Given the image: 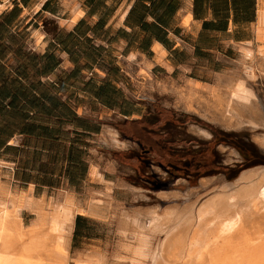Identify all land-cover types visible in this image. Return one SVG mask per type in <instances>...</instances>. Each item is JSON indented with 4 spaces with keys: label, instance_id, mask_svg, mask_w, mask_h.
I'll list each match as a JSON object with an SVG mask.
<instances>
[{
    "label": "crops",
    "instance_id": "obj_1",
    "mask_svg": "<svg viewBox=\"0 0 264 264\" xmlns=\"http://www.w3.org/2000/svg\"><path fill=\"white\" fill-rule=\"evenodd\" d=\"M261 47L264 0H0V205L28 226L70 203L69 251L85 253L78 239L99 244L140 202L176 199L167 179L264 167L176 176L162 159L264 158Z\"/></svg>",
    "mask_w": 264,
    "mask_h": 264
},
{
    "label": "bare ground",
    "instance_id": "obj_2",
    "mask_svg": "<svg viewBox=\"0 0 264 264\" xmlns=\"http://www.w3.org/2000/svg\"><path fill=\"white\" fill-rule=\"evenodd\" d=\"M257 140L264 148V138ZM228 187L232 189L212 195L198 209L191 234L174 239L173 244L184 250L182 264H264V167L244 171L222 188ZM35 207L39 212L41 208ZM17 210L3 202L0 205V264H49L53 257L67 264V234L74 214L71 204H55L47 215H37L28 226L21 223ZM172 234L176 235L171 233L162 247V264H175L180 258L170 249ZM34 252L46 258L33 263L30 254ZM136 253L133 257L139 263L143 256ZM83 256L77 253L76 262L81 263Z\"/></svg>",
    "mask_w": 264,
    "mask_h": 264
},
{
    "label": "rangeland",
    "instance_id": "obj_3",
    "mask_svg": "<svg viewBox=\"0 0 264 264\" xmlns=\"http://www.w3.org/2000/svg\"><path fill=\"white\" fill-rule=\"evenodd\" d=\"M261 55L264 57V47H261ZM223 185H207L202 189L200 186L195 185V181L184 182L180 179L175 181L167 179L161 182L158 186L159 190L165 192H169V190L175 191L177 193L176 199H152L140 202V205H143V207L139 206L135 208V218L129 221L130 217L128 214L122 217L123 220L121 219L117 225L113 226L109 237L102 236L98 238L100 241L99 244L93 243L89 234L85 236V240L78 239V243L74 245L87 249L85 253L79 248L75 251L76 247H72L71 251H69L68 247L67 264L78 263L75 260L78 251L84 254V259L78 264H162L164 263L162 247H164L169 235L173 232L176 235L172 234L170 236L172 238L170 249L177 252L179 254L177 256H180L174 263L182 264L185 257L181 252L184 250L183 248H179L177 243L173 244L174 239L176 236H184L186 233H192L194 226L197 224L194 220L196 212L198 209L203 208L206 201L212 195L220 191L224 192L223 190L232 189V187L223 189ZM190 193L192 200L191 202H187ZM54 205V203H50L48 205L49 208L38 206L41 208L38 215L41 213V215H47ZM158 250L161 251L158 252ZM136 251L137 253L135 255L141 253L143 256L139 263H135V257H133V253ZM45 258L43 253L34 252L30 254V261L33 263L43 261ZM48 262L49 264H60L54 257Z\"/></svg>",
    "mask_w": 264,
    "mask_h": 264
},
{
    "label": "trees",
    "instance_id": "obj_4",
    "mask_svg": "<svg viewBox=\"0 0 264 264\" xmlns=\"http://www.w3.org/2000/svg\"><path fill=\"white\" fill-rule=\"evenodd\" d=\"M189 118V119H188ZM198 123L199 125H203L206 128H208L209 130H211L213 133H217L216 129H214V127H212V125H210L209 123L203 121V120H198L197 118H193L191 116H188L186 120H190ZM184 142H179L177 144H181L184 145ZM195 143V144H199L197 142H190ZM163 150L166 152V145L162 144L161 145ZM169 152V150H167ZM206 151V149L204 150ZM203 151H201V153H197V154H190V156L185 155V156H179L178 152L174 155L170 154L165 158V154H164V158L162 157V159L165 160V166L167 168H169L170 170H172L176 176H185V175H195V176H201L202 174H208L210 173L212 170H214L215 172H219V171H223L225 172L229 178L235 176L236 172L239 169L245 168L247 166L253 165V163H261L264 164V158L260 157L258 154H256V152H252V153H246V160L244 162H240L238 164H236V166L234 168H228L226 166H214V168H209L208 163L210 162V158L208 155L205 156V154ZM206 153V152H205ZM161 157V156H160ZM200 157V159H199ZM202 168V170H201Z\"/></svg>",
    "mask_w": 264,
    "mask_h": 264
}]
</instances>
